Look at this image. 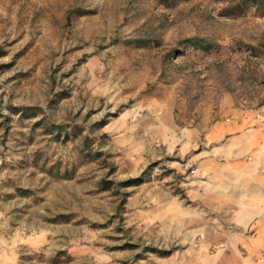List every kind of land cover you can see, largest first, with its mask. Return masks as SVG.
Wrapping results in <instances>:
<instances>
[{"label":"rangeland","instance_id":"obj_1","mask_svg":"<svg viewBox=\"0 0 264 264\" xmlns=\"http://www.w3.org/2000/svg\"><path fill=\"white\" fill-rule=\"evenodd\" d=\"M168 262L264 264V16L0 0V264Z\"/></svg>","mask_w":264,"mask_h":264},{"label":"trees","instance_id":"obj_2","mask_svg":"<svg viewBox=\"0 0 264 264\" xmlns=\"http://www.w3.org/2000/svg\"><path fill=\"white\" fill-rule=\"evenodd\" d=\"M242 3L244 4H250L255 7L257 12L261 15L264 16V0H242ZM204 50L207 49V47H202Z\"/></svg>","mask_w":264,"mask_h":264},{"label":"crops","instance_id":"obj_3","mask_svg":"<svg viewBox=\"0 0 264 264\" xmlns=\"http://www.w3.org/2000/svg\"><path fill=\"white\" fill-rule=\"evenodd\" d=\"M167 264H171V263L168 262Z\"/></svg>","mask_w":264,"mask_h":264}]
</instances>
